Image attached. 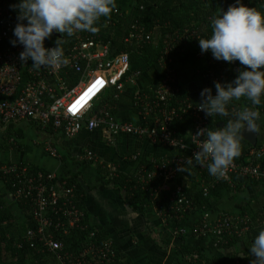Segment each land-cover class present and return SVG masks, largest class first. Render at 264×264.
I'll return each instance as SVG.
<instances>
[{"label":"built area","instance_id":"1","mask_svg":"<svg viewBox=\"0 0 264 264\" xmlns=\"http://www.w3.org/2000/svg\"><path fill=\"white\" fill-rule=\"evenodd\" d=\"M16 15L17 13L12 14V9L10 11L5 0H0L1 123L8 125L17 120H28L41 126L51 124L68 138L75 136L83 128L89 131L102 128L109 136L118 133L130 134L178 150L179 154L171 160L155 159L150 161V168L140 166L136 172V180L142 188H146L154 179H161L160 185L149 188L158 193L170 192V196L168 195L170 207L169 211H165L156 205L155 210L164 219L181 218L191 208L192 201L181 194L180 186L172 185L173 178L177 173L178 164L199 150L196 145L204 137L199 138L195 134L200 129L209 127L211 117L198 110L197 104L191 103L188 99H174L179 92V76L170 67L172 58L169 55L172 47L165 48L158 59L159 65L165 70V75L151 89L150 94L134 92L139 112L143 120H150L149 123L142 126L118 122L106 104L94 107L106 90L113 89L119 92L125 84L134 85L139 74V71L131 70L129 54L125 51L116 52L112 41L104 38L115 25V20H108L99 25L96 33L81 31L73 35L71 44L63 49L68 60L66 66L58 69L51 67L33 69L31 60L23 64L19 61V53L23 50L21 45L5 44V40L13 34L17 22ZM134 21L132 19L128 24L127 32L123 36L124 42L131 43L134 40L139 46L144 43H155L157 25L145 35L141 29H137ZM189 36H194L193 31L184 29L178 40L185 42ZM51 47H55V44L46 46ZM216 61L211 56L210 63ZM203 63L204 68L196 71L197 76L212 83L222 78L223 74L215 75L213 70L208 68L207 61ZM232 64L235 65V62ZM68 71L80 75L73 85L62 78ZM114 97H117V94H114ZM245 106L233 111L237 112ZM186 116L191 118V126L188 137L184 139L177 135L172 126L174 121L182 120V117ZM52 154L55 155L54 151H51ZM263 154L264 143L259 149L250 151L246 164L241 165L233 161L225 177L220 179L231 183L230 176L237 175L241 178L264 181V167L261 165ZM85 156L93 157L90 151H87ZM135 157L132 155L130 159ZM209 162L193 164L199 169H204ZM106 168L109 177L116 176L110 165ZM0 173L13 175L15 190L12 194L17 199L25 198L24 201L28 202L31 209L33 227L24 231L17 247L29 244L35 248L37 254L50 255L51 260L47 264H111L116 260V248L113 243L107 238L98 240L95 234L97 230L93 226L89 229L85 242L75 252L67 250L63 242L57 238L59 234L67 236L71 231L85 230L88 226L83 224L85 213L76 204L74 188L65 187L63 180L59 183L55 173L32 174L26 166L15 163L0 165ZM202 192L203 196H207L208 187H202ZM248 222L247 216L220 214L212 218L210 212L202 211L190 229L195 236L201 234L204 237L221 239L225 234L245 232ZM187 232L188 229L183 227L175 229L174 235L184 236ZM187 259L193 264H198V255L195 253L187 255Z\"/></svg>","mask_w":264,"mask_h":264},{"label":"crops","instance_id":"2","mask_svg":"<svg viewBox=\"0 0 264 264\" xmlns=\"http://www.w3.org/2000/svg\"><path fill=\"white\" fill-rule=\"evenodd\" d=\"M179 2L180 0H170L163 4V15L172 12ZM234 3L235 0H221L219 11L227 10ZM159 14H162L161 10ZM128 23L118 26L114 33L107 35L115 36L107 37L111 41L114 39L112 43L115 50L120 44L125 43L123 36L127 32ZM52 37L53 40L57 39L53 34ZM53 40L48 44H51ZM192 53H195V57L199 60H203L199 46L196 48L189 46L175 55L170 67L175 70L182 68L179 73L182 72L184 76L189 75L190 69L187 67L186 58ZM138 66L142 68H131L133 71H139L134 85L125 84L119 92L113 89L106 90L94 107L106 104L118 122L144 126L150 120H143L134 92L150 94L151 89L165 75V70L155 69L145 60H141ZM63 76L62 78L70 85L75 84L80 77L74 71H68ZM114 94H117V97H114ZM40 130H38V124L33 125L28 120H17L8 125L0 121V162H28L45 170V172H38H53L58 178L74 176L79 185L78 207L85 213L86 225L103 230L106 235L104 238L113 243L121 261L130 259L132 264H188V254L183 255L182 263L177 260V254L181 251L185 252L186 246L191 248L206 245L207 239H198L193 233V235L188 234L196 217L191 218L186 225L188 229L186 235L175 236L174 231L168 226L170 219H164L155 210L157 204L150 205L152 209L149 214L134 210L124 199L125 194L129 195V193L112 185L110 174L103 173L101 169L102 166L110 165L116 172V176L119 173L130 176L134 174L136 178L135 174L140 166L150 168V161L155 159L171 160L179 154L178 150L154 144L146 138L130 134L118 133L109 136L102 128L91 131L83 128L71 138L64 136L59 129H53L51 133ZM10 143H18L22 147L20 149L4 147ZM244 144V141H241V147ZM51 151H54L55 155H51ZM87 151L92 153V158L85 156ZM132 155L136 156L135 159H130ZM0 195L5 206L13 214L14 224L10 235L11 233L23 235L22 223L19 224L23 218L18 207L20 198L17 199L12 193L6 191L1 182ZM261 199L264 201V183L262 182L245 185L240 191L223 190L217 202V209L210 212V215L212 218L220 214L238 216V212L246 204L255 208V205L258 206V200L261 202ZM147 206L148 204L144 205V208ZM5 223V221L0 222L1 225ZM6 237L9 239V234H6ZM14 237L16 238L17 235ZM248 248L240 242L228 251L227 257L222 256L221 260L228 264H252L254 256H251L250 262L239 260V257H243V253H249ZM234 254H236L235 258H233ZM212 255H215V250L210 252L209 256Z\"/></svg>","mask_w":264,"mask_h":264},{"label":"trees","instance_id":"3","mask_svg":"<svg viewBox=\"0 0 264 264\" xmlns=\"http://www.w3.org/2000/svg\"><path fill=\"white\" fill-rule=\"evenodd\" d=\"M10 5L17 3V0H5ZM170 0H116V7L108 17H101L97 22V27L103 25L108 20H115V25L109 29V33H114V30L118 26H123L124 23L130 22L132 19L135 20L133 23L137 26L138 30H142L143 34L150 33L154 25H157V31L155 34L156 42L155 43H144V45L139 46L136 41L132 40L131 43H122L119 47H116L115 51H125L129 54L130 66L134 68H142L138 66L141 60H145L149 65L153 66L155 69H162L159 65V57L165 48L172 47V51L169 55L170 58L175 59V55L178 52H181L186 47H197L198 38H208L211 34V24L210 20L213 16L217 15L220 11L221 0H180L178 6L169 14L163 15V4H166ZM245 6L254 7L256 10L264 13V0H244L241 1ZM162 14H159V12ZM11 11V8H10ZM121 13L119 15L118 13ZM135 13V14H134ZM12 14H16V11L12 10ZM129 24V23H128ZM184 29L193 31V37H188L185 42H179L178 37L183 33ZM136 32V31H135ZM63 37V34H62ZM115 37V36H107ZM14 38L13 34L9 37L8 40H5V44H10V39ZM56 39L53 40L51 44H55ZM72 41V37H66L65 42L63 43V49H66ZM114 42V39H112ZM203 60L195 57V53H192L186 58V63L191 64L190 74L184 76V74L179 73L181 70H175L177 76H179V92L175 96V100L188 99L191 103H199L201 97L200 92L204 87H212L213 95L215 94L214 83L209 82L208 80L200 78L196 75V71L202 67L203 61H207L208 68L213 70L215 75L223 74L222 78L218 81L229 82L235 78L238 69L240 68L239 62H235V65L232 63L229 64L225 61H216V63H210L211 53L204 52L202 53ZM198 78V79H197ZM157 84V83H156ZM172 105V102H170ZM251 106L250 102L244 98H241L239 101L232 102L229 105L230 113H235L233 109H239L242 106ZM255 110L259 113V119L257 121L259 131L257 133V140L254 145L242 139L244 145L241 147L240 155L236 157L233 161L238 164H246V160L249 157L250 151L259 149L264 143V97H262V103L260 106H255ZM229 117H220L214 116L210 120L209 127L215 129L216 127H222L223 124L227 122ZM33 125L36 123L32 122ZM191 126L190 117H182V120L174 121L172 128L176 131L177 135L186 139L188 137L189 128ZM41 127V128H40ZM43 130L44 132L51 133L54 129L51 124L46 126H41L38 124V130ZM40 130V131H41ZM5 148L13 147L20 149L22 146L18 143H10L4 145ZM13 162H0L2 164H10ZM15 164L24 165L28 168V171L32 174L43 171L39 166L32 165L28 162H15ZM149 163H147L148 165ZM261 165L264 167V154L262 155ZM147 167V166H146ZM187 168L186 173H181L177 171L173 178L172 185H178L182 188L181 194L192 201L191 208L185 212L181 218L178 220L175 217L169 218L170 221L168 226L172 231L175 229H180L186 227L191 218H198V216L203 212H214L217 209V202L221 198L222 191H240L242 187L248 184H258L260 182L264 183L263 180H251L248 178H241L237 175H231V183L225 179H217L215 176L209 174L207 166L204 169H199L197 165L193 164L191 166L184 165ZM149 168V167H148ZM103 173L108 174L109 171L105 167H101ZM115 172V171H114ZM116 173V172H115ZM118 173V172H117ZM136 175V174H135ZM59 181H65V187H73L75 191V201L78 206L77 194L79 190V185L75 180L74 176L68 178H58ZM0 182L3 183L5 190L9 193H13L15 188L13 187L15 178L11 174L2 175L0 173ZM110 182L115 187H118L120 190L123 189L129 195L125 194V201L129 204L134 210L141 211L144 214H149L151 212L150 205L155 203L160 207V210H168L170 207V192L167 193H158L153 192L151 187L154 188L162 183L161 179H154L151 184L142 188L141 185L137 182L134 174L130 176L129 174L119 173L117 176L110 177ZM60 183V182H59ZM232 184V185H231ZM208 187L207 196H203L202 187ZM169 195V196H168ZM21 201L18 203L19 212L22 215L23 230L33 227V222L31 219V209L27 201H24L25 198H21ZM264 201L261 199V202L258 200V206L253 208L249 204H246L245 207L238 212V216H247L249 222L247 223V230L241 234H225L221 239L214 238L212 236L204 237L199 234L198 239H207L206 245H200L197 247H188L185 252L181 251L180 254H177V260L179 263H182L183 255H191L193 253L198 255V264L200 262H206L208 264H228L222 262L221 258L227 257L229 250L236 247L240 242L244 243L246 247H250L254 237L258 234L261 228H264ZM147 208H144V205H147ZM80 206V205H79ZM81 207V206H80ZM5 221L4 225L0 224V264H47L51 260L50 255L46 254H37L35 248L30 247L29 244L21 245L17 247V244L22 239V235L17 233H11L13 221V214L5 206L3 199L0 195V222ZM83 224H87L85 217L83 219ZM21 228V227H20ZM89 229L92 227L88 226L85 230H76L71 231L67 236L57 235V238L63 242L64 247L69 251H77L80 246L85 242L86 235L89 232ZM97 232L96 238L98 240L104 239V232L102 229H96ZM6 234H9V239L6 237ZM17 235L15 238L14 235ZM24 234V233H23ZM188 234L193 235L190 231ZM183 238V237H180ZM37 246V245H36ZM215 250V255L209 256L210 252ZM246 250V249H245ZM116 260L111 264H132L130 259L122 260L118 256L117 250ZM233 255V258H235ZM243 257H239V260L242 262H250L251 256L250 253H243ZM188 264H193L188 262Z\"/></svg>","mask_w":264,"mask_h":264},{"label":"clouds","instance_id":"4","mask_svg":"<svg viewBox=\"0 0 264 264\" xmlns=\"http://www.w3.org/2000/svg\"><path fill=\"white\" fill-rule=\"evenodd\" d=\"M115 7L116 0H17L10 5L17 13L10 44L22 46V64L31 60L33 69H58L68 64L62 47L65 38L81 31L96 33L99 19L110 16ZM210 24V36L198 38L201 53L210 52L215 60L229 64L239 62L240 68L233 80L214 81V95L212 87H204L196 107L211 118H229L222 127L202 128L195 134L204 137L196 145L199 150L179 163L177 171L186 173L184 165L210 161L209 174L220 179L240 155L242 130L259 131V113L254 107L260 106L264 97V13L235 0L227 10L213 16ZM54 31L63 37L55 40V47L46 48L44 42ZM241 98L254 107L230 113L229 105ZM248 252L255 257L252 264H264V228L254 237Z\"/></svg>","mask_w":264,"mask_h":264},{"label":"water","instance_id":"5","mask_svg":"<svg viewBox=\"0 0 264 264\" xmlns=\"http://www.w3.org/2000/svg\"><path fill=\"white\" fill-rule=\"evenodd\" d=\"M53 35L57 38H61V33H57V32H53ZM242 135L245 141L251 143L252 145L255 144L256 140H257V133L255 132H249L246 128L244 130H242Z\"/></svg>","mask_w":264,"mask_h":264},{"label":"rangeland","instance_id":"6","mask_svg":"<svg viewBox=\"0 0 264 264\" xmlns=\"http://www.w3.org/2000/svg\"><path fill=\"white\" fill-rule=\"evenodd\" d=\"M51 40H53V37H52V36H51V38L45 40V42H44L45 47L47 46L48 42L51 41ZM203 62H204V61H203ZM190 66H191V64H190V62H189V64H187L188 69H190ZM197 79H198V78H197ZM259 134L261 135V131H260V130H259ZM17 155H18V154H17ZM18 156H19V155H18ZM20 156L23 157V155H20Z\"/></svg>","mask_w":264,"mask_h":264}]
</instances>
